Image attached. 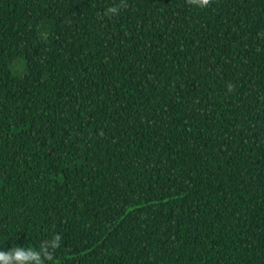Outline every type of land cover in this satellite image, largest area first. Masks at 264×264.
I'll return each instance as SVG.
<instances>
[{"label":"trees","instance_id":"obj_1","mask_svg":"<svg viewBox=\"0 0 264 264\" xmlns=\"http://www.w3.org/2000/svg\"><path fill=\"white\" fill-rule=\"evenodd\" d=\"M57 234L49 264H264V0H0V251Z\"/></svg>","mask_w":264,"mask_h":264},{"label":"clouds","instance_id":"obj_2","mask_svg":"<svg viewBox=\"0 0 264 264\" xmlns=\"http://www.w3.org/2000/svg\"><path fill=\"white\" fill-rule=\"evenodd\" d=\"M197 7H206L209 0H191ZM110 14H116V8H110ZM61 237L51 236L39 243L35 248L16 246L7 251H0V264H49L54 258L53 254L61 247Z\"/></svg>","mask_w":264,"mask_h":264},{"label":"rangeland","instance_id":"obj_3","mask_svg":"<svg viewBox=\"0 0 264 264\" xmlns=\"http://www.w3.org/2000/svg\"><path fill=\"white\" fill-rule=\"evenodd\" d=\"M44 31H42L41 35L44 36ZM14 71L16 74H20L24 72V61L20 60L16 63L15 67H14Z\"/></svg>","mask_w":264,"mask_h":264}]
</instances>
